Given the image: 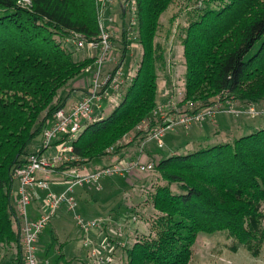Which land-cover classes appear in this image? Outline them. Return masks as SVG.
Here are the masks:
<instances>
[{"label": "trees", "instance_id": "1", "mask_svg": "<svg viewBox=\"0 0 264 264\" xmlns=\"http://www.w3.org/2000/svg\"><path fill=\"white\" fill-rule=\"evenodd\" d=\"M28 1L0 0V252H13V264H22L13 173L65 107L73 83L94 66V57L76 59L77 49L65 42L74 34L88 39L99 34L96 0ZM175 1L135 0L142 49L137 73L113 112L78 136L73 145L78 162L57 171L84 166L109 149L116 153L127 135H139L142 121L158 123L152 112L168 71L166 47L158 41L160 18ZM194 8L181 41L186 71L181 104L209 108L224 96L220 101L232 99L243 110L264 102V0H202ZM116 30L125 57L126 30ZM153 171L163 182L147 199L155 231L126 250V264H189L197 236L216 232L258 256L264 245V127L232 142L168 155Z\"/></svg>", "mask_w": 264, "mask_h": 264}, {"label": "rangeland", "instance_id": "2", "mask_svg": "<svg viewBox=\"0 0 264 264\" xmlns=\"http://www.w3.org/2000/svg\"><path fill=\"white\" fill-rule=\"evenodd\" d=\"M121 1L123 0H111L109 10L110 15L115 17V34L111 40L113 44L112 58L120 65L122 75L129 82L137 73L142 49L140 46L136 49H127L126 55L123 57V52L119 47L121 31L117 36L116 28L120 30L123 26L125 29H129L133 15L127 12L123 20L121 19ZM20 2H24V0H20ZM196 4V0H176L160 18L162 31L159 33L158 41L165 44L168 71L167 78L160 79L158 83V95L159 90L165 89L167 95L172 94L176 103L179 102L180 98L178 94L184 92L186 75L181 41L185 36V30L191 21ZM168 29L170 35L166 39L165 32ZM65 43L69 44L67 41ZM74 57L76 59L96 58V54L87 49H79L75 51ZM88 68L91 72L88 74L84 72L72 86L81 83L82 86L88 87L92 75L96 72V66ZM115 68L114 63H104L100 69V80H103ZM76 91L70 95L71 103L79 96ZM60 94L64 96L67 95V92ZM158 95L157 102H159ZM121 100L122 95L117 96L115 92L108 90L101 101L96 102L93 108V118L95 120L99 116V118H106L121 103ZM236 104L238 103L235 101ZM249 106H252L257 113V116L251 121L243 115L233 116L223 112L217 114L213 122L207 119L203 123L193 124L186 131L180 130V133L176 134L175 137L172 136L173 138L164 137L162 146H159L155 141L141 142V135L132 132L119 142L117 146L119 148L117 151L114 149L116 153L113 155L122 161H136L140 157H144L148 160L141 159V161L154 165L159 160L171 155L173 151L174 153H186L197 149L198 145L211 146L219 141L232 142L234 139L264 127V102ZM223 108L227 110L228 105ZM240 110L238 109V111ZM216 131H220V133L217 134ZM40 146V138L38 137L32 142L29 151H37ZM51 152L53 151L47 152L46 155ZM109 162L110 156L108 155L97 158L85 164L83 171L87 174H93L103 169ZM161 184L163 182L153 171L130 176L104 177L99 179L96 186L74 188L72 195L76 202L75 209L69 211L63 205L56 211L55 218L50 220L48 227L40 236L36 256L39 259L47 260L50 264H97L95 258L91 256L92 249L103 241L111 240L116 246L115 249L122 245L123 249L119 251H123L126 258V250L132 247L138 237L154 234L155 230L152 228V222H150L151 215L154 214L152 205L147 199L148 195L152 194L154 186ZM97 187H101V190H97ZM66 188L67 185L64 184L59 187L52 186L51 190L60 193ZM172 190L177 191L175 185L172 186ZM262 208L264 214V205ZM32 209V206L26 207V215L29 220L38 217L36 214L32 218ZM77 218L84 222L96 221L99 226L85 234L78 227ZM87 240L90 245L85 247L83 244ZM234 246L233 240L229 239L224 232L200 234L192 248L189 264H264V245L257 257L251 256L241 246ZM120 254L117 253L115 260L112 258V262L109 264H116ZM14 258L13 252H0V264H13ZM125 261L126 259L121 260L120 264H126Z\"/></svg>", "mask_w": 264, "mask_h": 264}, {"label": "built area", "instance_id": "3", "mask_svg": "<svg viewBox=\"0 0 264 264\" xmlns=\"http://www.w3.org/2000/svg\"><path fill=\"white\" fill-rule=\"evenodd\" d=\"M196 1L198 6L202 3V0ZM24 2L28 3L29 1L24 0ZM96 6L98 10V36L88 39L82 35L74 34L67 40V43L75 46L77 50L87 49L96 54L94 62L96 72L91 77L86 93L80 100L57 110L53 115L51 125L43 131L41 137L42 150L43 152L48 150L53 152L48 155L31 153L26 158L25 164L13 173L14 182L17 183V190L13 199L21 244L22 264H49L47 260L39 259L36 256L37 244L41 234L61 206L65 205L69 211L75 209L76 202L72 195L74 188L96 186L99 179L104 177L130 176L153 172L154 170L152 163H142L139 160L122 161L113 155V149H109V164L93 174L85 173L83 166L79 165L57 171L60 166L70 162H78L74 155L73 145L83 129L95 120L92 115L96 102L101 101L108 90H112L119 96L128 84V82L124 84L126 79L121 73L120 65L112 58L113 44L111 40L115 34V17L109 12L111 0H96ZM121 12L125 16L127 12L133 15L129 29L125 30L128 41L127 49H136L139 45L136 42L135 34V0L121 1ZM107 62L114 63L116 68L108 73L103 80H100L101 66ZM84 72L88 74L91 70L87 68ZM183 93L178 94L180 98L177 103L172 94L166 95L163 102H157L152 117L158 123L152 125L151 120H146L137 127V132L142 137L141 142L155 141L159 146H162V140L168 132H175L178 129L186 131L193 124L203 123L207 119L211 120L223 112L233 116L243 115L249 121L257 116L252 106L238 111L234 100L220 101L222 98L224 99V96H219L218 101L209 108H200L192 103L181 104ZM226 105L228 108L224 110L223 107ZM54 184H65L67 188L60 193H55L51 190V186ZM36 190L45 193L46 208L38 218L29 220L26 215V207L37 198ZM97 190H101V187H97ZM77 225L85 234L99 226L96 221L84 222L80 218H77ZM83 245L87 247L90 242L87 240ZM114 251L115 246L111 241H103L92 249L91 256L95 258L97 264H109L112 262Z\"/></svg>", "mask_w": 264, "mask_h": 264}, {"label": "crops", "instance_id": "4", "mask_svg": "<svg viewBox=\"0 0 264 264\" xmlns=\"http://www.w3.org/2000/svg\"><path fill=\"white\" fill-rule=\"evenodd\" d=\"M87 55H89V53H87ZM124 77V76H123ZM126 82H128L127 80H126ZM73 88V92H75L76 90V93H78L77 95H79L78 97H77V99L76 100H74V101H77V100H80L84 95H85V93H86V90H87V88L88 87H86V86H82L81 85V83H76V84H74V86L72 87ZM160 91V93H159V102H163L164 100H165V96L168 94L167 92H166V90L165 89H163V90H159ZM72 92V93H73ZM71 93V94H72ZM71 103V99H68L67 100V102H66V104H65V107L67 106V105H69ZM236 106H238L237 104H236ZM239 108V107H238ZM225 113V112H224ZM219 114H222V113H219ZM93 116V115H92ZM100 117V116H99ZM98 117V118H99ZM212 121H210V122H213L215 119L213 118V119H211ZM180 130H182V129H178V131L176 130L175 132H171V133H167L166 134V136L165 137H168V138H170V137H175V135L176 134H178V133H180ZM184 131V130H183ZM216 133L217 134H219L220 133V131H216ZM187 135V134H186ZM172 137V138H173ZM187 138H188V135H187ZM192 138H193V136H192ZM221 141H219L218 143H220ZM40 143H41V141H40ZM50 150H48V151H45V152H43V150H42V147L40 146V148L37 150V151H30V153H37V152H40V153H43V154H46L47 152H49ZM50 154V153H49ZM171 154H176V153H174V151L173 152H171ZM141 159L142 160H145V161H147L148 159H145L144 157H140V159H139V161L140 162H142V163H144V161H141ZM53 186H63V185H61V184H54ZM52 187V186H51ZM16 190H17V183L16 182H14V186H13V190H12V199H13V197H14V195H15V193H16ZM36 193H37V198L33 201V202H31V204L29 205V206H32L33 207V209H32V218H34V216H36V214H37V216L39 217L40 216V214L43 212V211H45V193L44 192H42V191H40V190H36ZM41 204H42V207H41ZM13 205H14V208H15V202H14V199H13ZM16 211V210H15ZM55 214H54V216L52 217V218H55ZM38 217H36V218H38ZM34 220V219H33ZM48 227V226H47ZM108 241H111V240H108ZM112 242V241H111ZM102 243V242H101ZM101 243H99V244H101ZM113 243V242H112ZM114 244V243H113ZM38 245V244H37ZM115 245V244H114ZM116 247V246H115ZM121 249H123V247H122V245L120 246V248H118V249H115V251H114V254H113V258H114V260H115V257H116V254L117 253H121L120 254V257H119V260H117L116 261V264H120V262H121V260H124V259H126L125 258V255H124V253H123V251H119V250H121ZM117 251V252H116ZM44 253V252H43ZM46 253V252H45ZM40 259H43V258H40ZM126 262V261H125ZM50 264V263H49Z\"/></svg>", "mask_w": 264, "mask_h": 264}]
</instances>
